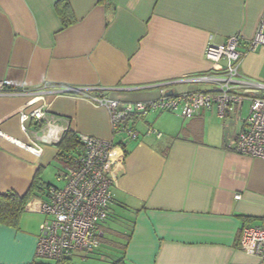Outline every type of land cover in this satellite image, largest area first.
I'll return each mask as SVG.
<instances>
[{
	"label": "crops",
	"instance_id": "obj_1",
	"mask_svg": "<svg viewBox=\"0 0 264 264\" xmlns=\"http://www.w3.org/2000/svg\"><path fill=\"white\" fill-rule=\"evenodd\" d=\"M58 1L0 0V194L26 198L18 227L0 224V264L38 262L45 216L37 207L48 188L66 183L58 144L67 131L113 144L109 219L100 246L78 254V264H113L97 255L108 244L124 264H264L240 247L243 229L264 218V160L229 144L245 127L244 108L239 119L216 109L179 114L185 122L175 126L173 113H152L128 121L137 136L124 139L105 108L54 93L97 88L135 104L206 91L213 85L182 81L207 75L208 45L234 35L242 37L240 73L264 84V46L247 51L264 0H67L76 18L68 28ZM46 88L44 102L35 100ZM40 108L49 124L30 117Z\"/></svg>",
	"mask_w": 264,
	"mask_h": 264
},
{
	"label": "built area",
	"instance_id": "obj_2",
	"mask_svg": "<svg viewBox=\"0 0 264 264\" xmlns=\"http://www.w3.org/2000/svg\"><path fill=\"white\" fill-rule=\"evenodd\" d=\"M242 37L234 35L224 44H209L206 57L213 65L207 75L182 82L212 84L206 91H182L174 96L163 92L161 98L147 103L122 104L108 96L105 90L97 88L62 87L57 95H80L88 102L105 108L110 116L112 130L124 139H135L136 134L126 123L134 119L147 118L156 112L180 114L186 119L195 117L202 110L216 109L219 117L231 115L241 118V111L249 102L245 127L230 144L241 156L264 160V84L244 78L239 67L243 58L240 51ZM264 46V21L247 46L248 52H255ZM48 88L38 92L35 100L43 101ZM39 123H50L48 113L42 108L30 116ZM29 116L22 115L25 123ZM25 130V128H24ZM148 135L156 134L149 130ZM83 153L76 168H67L59 177L65 180L62 188L50 187L47 201L37 207L45 216L39 230L36 257L54 262H63L76 255L88 257L100 246L99 226L109 219L113 201L111 181L107 175L113 166V144L108 141L80 137ZM235 199L241 200L238 194ZM240 247L242 252L264 261V218L259 226L243 229Z\"/></svg>",
	"mask_w": 264,
	"mask_h": 264
},
{
	"label": "trees",
	"instance_id": "obj_3",
	"mask_svg": "<svg viewBox=\"0 0 264 264\" xmlns=\"http://www.w3.org/2000/svg\"><path fill=\"white\" fill-rule=\"evenodd\" d=\"M55 8L62 20L63 28H68L75 24L76 18L67 0L58 1ZM58 148L60 150L58 160L64 163L67 168H76L78 158L83 153L80 137L72 131H67L61 138ZM25 209L26 198H22L16 193L0 194V224L18 227ZM35 264H73V262L72 259H69L63 262L38 261ZM113 264H124V261L121 259Z\"/></svg>",
	"mask_w": 264,
	"mask_h": 264
},
{
	"label": "rangeland",
	"instance_id": "obj_4",
	"mask_svg": "<svg viewBox=\"0 0 264 264\" xmlns=\"http://www.w3.org/2000/svg\"><path fill=\"white\" fill-rule=\"evenodd\" d=\"M244 107V111H243V116H247L248 115V104L246 103V105L245 106H243ZM170 114L171 113H169V116H170ZM171 116L172 117H170L171 119H172V123L174 124V126L175 125H177V124H182V123H184L185 121L183 120V118L182 117H180V115L179 114H171ZM176 116H179L180 117V119L179 118H177ZM178 121V122H177ZM30 214V213H29ZM46 219V218H45ZM44 219V220H45ZM119 239V238H118ZM117 239V240H118ZM121 239H119L118 241H120ZM98 256L100 257V258H102L103 260H105V261H109L108 259H112L111 261H116L117 259H119V257H118V254H117V246L116 245H111V244H108V245H106L105 247H101L98 251ZM78 256L76 255V256H74L73 257V262H74V264H78V258H77ZM114 257H116V259L114 258ZM38 261H40V262H52V261H50V260H44V259H38Z\"/></svg>",
	"mask_w": 264,
	"mask_h": 264
}]
</instances>
